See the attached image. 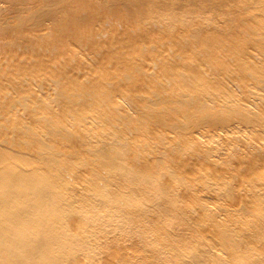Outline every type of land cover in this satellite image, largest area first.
I'll list each match as a JSON object with an SVG mask.
<instances>
[{
    "label": "bare ground",
    "instance_id": "bare-ground-1",
    "mask_svg": "<svg viewBox=\"0 0 264 264\" xmlns=\"http://www.w3.org/2000/svg\"><path fill=\"white\" fill-rule=\"evenodd\" d=\"M263 169L264 0H0V264H190L162 230L180 199L231 245L197 258L235 264L253 240L264 264ZM150 188L175 204L120 224L119 199Z\"/></svg>",
    "mask_w": 264,
    "mask_h": 264
},
{
    "label": "rangeland",
    "instance_id": "rangeland-1",
    "mask_svg": "<svg viewBox=\"0 0 264 264\" xmlns=\"http://www.w3.org/2000/svg\"><path fill=\"white\" fill-rule=\"evenodd\" d=\"M33 77V76H32ZM231 142H228V144H230ZM221 164L222 165H227L226 164V160L224 155L221 156ZM219 162H203L200 166H199V171L201 172V177H207L208 181L210 180L211 182V175L212 173L215 171V169L217 167H222V166H216L218 165ZM175 162L171 161L169 165L163 166L162 170L157 167L158 172H166L169 173L171 171H174V166H175ZM259 174H264V169L261 173ZM174 176V175H173ZM199 178V177H198ZM198 178H194V177H188L187 178V184L191 183V186L196 182V180ZM224 178L220 179L218 182V185L216 187L221 188L224 191H227L229 188H231V185H228L226 187L222 186V182H223ZM174 186H175V192L178 194L177 197L178 199H180L179 197L181 196L180 192H179V188L186 186V185H177L174 182ZM189 187L190 186H186ZM154 190L147 191V192H143V191H134L130 193V198L127 199H119V207L114 209V211H118V219L120 220V224L125 223L124 221L128 218H132L134 216V219L139 218V220L141 221L142 224H144L146 228H151L154 227L153 226V222L152 219L154 216L156 215H160L158 213V208H160L162 206V204L165 205H174L175 201L174 198H170L168 200L163 201L164 197L162 194H160L159 196L155 197L154 195H151V192H153ZM220 192H222L219 189ZM228 193V192H227ZM224 196V194H222ZM208 197L209 195H207L206 200H205V207L208 203ZM226 197V196H224ZM233 198H231L232 200L229 202H232L234 199L235 202V206L237 205V201L235 198L238 199L239 203L242 204V202L239 199V196H232ZM229 198V197H226ZM227 201V200H226ZM216 202V201H215ZM177 204L184 210L185 212V216H180V217H176L174 222L172 220L168 221L169 223H166L164 220V217H166L164 214H162L161 219L162 222L165 226L164 229L162 230H170V229H174L175 231V237L176 239L179 240H184L185 241V248L188 250L189 255L187 253V255L185 257V259L187 261H189L190 264H196L194 261H198V264H206L209 263V259H204V258H197V255L200 254H208V255H212V256H217L219 258H223L225 255V250H227V248L231 249V245L230 244H226L223 241V236L222 234H224V228L222 226V223H218L217 225H215V227L212 228L211 231H209L208 233H205L203 230L205 229V225L209 222V219L205 216H200L198 217V215L195 212V206L193 205V203L189 200V199H180L179 202H177ZM244 205V204H243ZM124 208H131L136 210L138 213L134 214L129 212L128 210L124 209ZM227 211H229L228 209H226ZM209 211V210H208ZM231 212V211H230ZM213 217V216H212ZM215 218V217H213ZM243 224H241L239 227H237V225L235 226V230L237 231L236 234L238 235V237L241 240H248V239H252L253 237L248 235V230H249V225L251 223L250 221V216H247V218L245 219V221H243ZM126 231L127 233L131 232V229L128 228V226H126ZM243 229H247L246 232L242 233ZM95 230V229H94ZM119 226H116L114 228V232L118 233L119 232ZM199 231V237H195L196 232ZM95 233L97 232V230L94 231ZM132 236L131 238L129 237L127 239V243L129 239H133L138 237L135 233L130 235ZM103 240H105V242L107 240H110L111 237H114L112 235V233H110V229L108 231H106V233L102 236H100ZM114 243L116 246H122V242L121 240L117 239L116 237H114ZM130 245V244H129ZM128 245V247L126 248L127 251L133 253L134 255L136 254L135 250L139 249L140 247H130ZM258 246H256L255 244H253V240L249 243V245L247 247H244V245L242 243H240L237 247H236V253H231L229 256L233 257L234 263L235 264H252L249 263L251 259V254H254V263L253 264H259L258 263V259L257 256L255 255V251L258 250ZM94 249V248H93ZM95 250V249H94ZM96 251V250H95ZM126 257L130 258V254H124ZM118 256L120 255H115V262H119V258ZM85 259L88 263L93 264L91 261H93L95 264H101L102 260L101 258H95L89 255H85L84 256ZM243 260H247V261H243ZM243 261V262H242ZM123 264H129V262L127 263H123Z\"/></svg>",
    "mask_w": 264,
    "mask_h": 264
}]
</instances>
